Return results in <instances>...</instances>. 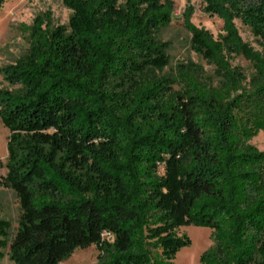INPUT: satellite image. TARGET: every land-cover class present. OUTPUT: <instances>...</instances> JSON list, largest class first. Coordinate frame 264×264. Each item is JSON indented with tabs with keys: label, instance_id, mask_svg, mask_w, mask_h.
<instances>
[{
	"label": "trees",
	"instance_id": "1",
	"mask_svg": "<svg viewBox=\"0 0 264 264\" xmlns=\"http://www.w3.org/2000/svg\"><path fill=\"white\" fill-rule=\"evenodd\" d=\"M201 1L222 34L191 23L190 0L182 22L215 86L192 62L162 73L172 0H63L67 24L45 14L25 28L26 53L0 69L17 86L0 89V187L20 211L13 234L0 220V258L60 264L94 246L97 264H174L190 246L178 229L196 226L211 241L198 264H264V152L251 144L264 133V0Z\"/></svg>",
	"mask_w": 264,
	"mask_h": 264
},
{
	"label": "rangeland",
	"instance_id": "2",
	"mask_svg": "<svg viewBox=\"0 0 264 264\" xmlns=\"http://www.w3.org/2000/svg\"><path fill=\"white\" fill-rule=\"evenodd\" d=\"M63 0H11L4 4L0 13V69L13 64L23 56L28 49V33L25 28L31 27L38 16L50 14L53 26L65 25L71 15L62 3ZM174 3L173 19L170 25L162 29L157 38L161 42L168 43L167 55L169 65L163 70V74L174 73L179 63L192 62L202 67L203 81L212 86L217 84L214 76V67L206 62L191 50V35L183 27L182 13L186 7V0H172ZM193 7L191 23L197 27L208 31L215 39L222 34V22L203 12L201 0H190ZM242 41L248 44L254 51L261 52V47L257 39L252 35L250 29L235 21ZM232 67L239 68L245 78L253 74L251 64L241 56H232L230 60ZM0 89L15 91L17 86L5 83L0 75ZM7 137L8 132L0 121V181L6 174L7 160ZM251 144L258 150L264 152V133L260 132ZM19 204L14 193L6 188L0 187V220L9 221L11 224L10 234H13L17 227L19 216ZM178 235H185L190 240V246L181 249L175 257L174 264H198L200 254L206 250L210 244V231L207 228L186 226L178 229ZM3 258L0 264H13L6 256L7 251H1ZM60 264H97V251L94 246L84 250H77L66 261Z\"/></svg>",
	"mask_w": 264,
	"mask_h": 264
}]
</instances>
